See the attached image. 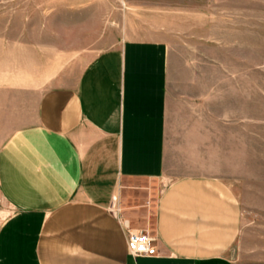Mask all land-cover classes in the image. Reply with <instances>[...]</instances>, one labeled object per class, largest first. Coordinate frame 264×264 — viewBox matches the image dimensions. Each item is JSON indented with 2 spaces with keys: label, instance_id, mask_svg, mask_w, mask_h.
Here are the masks:
<instances>
[{
  "label": "crops",
  "instance_id": "obj_1",
  "mask_svg": "<svg viewBox=\"0 0 264 264\" xmlns=\"http://www.w3.org/2000/svg\"><path fill=\"white\" fill-rule=\"evenodd\" d=\"M37 31L0 27V196L12 209L0 264H235L242 213L224 177L229 144L196 104L171 108L166 44L125 40L91 59L65 51L57 67ZM187 159L204 171L164 185L156 255L132 258L113 210L134 208L129 195Z\"/></svg>",
  "mask_w": 264,
  "mask_h": 264
},
{
  "label": "rangeland",
  "instance_id": "obj_2",
  "mask_svg": "<svg viewBox=\"0 0 264 264\" xmlns=\"http://www.w3.org/2000/svg\"><path fill=\"white\" fill-rule=\"evenodd\" d=\"M4 25L36 27L38 45L54 46L57 67L65 51L91 59L125 40L165 43L171 108L175 100L182 110L196 104L198 120L213 122L212 135L229 144L224 177L242 213L233 261L264 264V0H0ZM77 62L70 63L75 72ZM8 134L0 131V147ZM180 162L129 195L127 207L134 208L112 209L130 230L153 237L160 190L181 173L205 168ZM11 214L0 196V227Z\"/></svg>",
  "mask_w": 264,
  "mask_h": 264
},
{
  "label": "built area",
  "instance_id": "obj_3",
  "mask_svg": "<svg viewBox=\"0 0 264 264\" xmlns=\"http://www.w3.org/2000/svg\"><path fill=\"white\" fill-rule=\"evenodd\" d=\"M123 227L125 228L127 251L132 258H147L156 255L155 238L151 237L147 232L132 231L127 224H123Z\"/></svg>",
  "mask_w": 264,
  "mask_h": 264
}]
</instances>
